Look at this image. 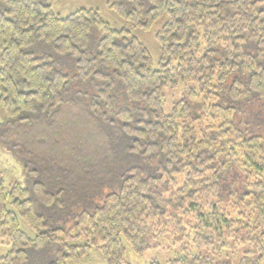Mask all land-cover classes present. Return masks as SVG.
<instances>
[{"label":"trees","instance_id":"trees-1","mask_svg":"<svg viewBox=\"0 0 264 264\" xmlns=\"http://www.w3.org/2000/svg\"><path fill=\"white\" fill-rule=\"evenodd\" d=\"M54 1L0 0V106L21 120L58 109L73 87H89V110L117 126L128 159L103 188L81 194L67 229L55 221L63 188L5 184L0 172V243L9 245L0 264H26L30 249L49 245L58 247L47 264L80 260L93 247L103 264H130L125 242L142 254L166 233L186 240L180 264H211L210 250L245 242L253 247L236 264H264V135L235 122L264 124V0H106L134 28L168 15L156 34L157 68L129 29L112 28L97 9L59 16ZM39 42L69 58L73 74L33 52ZM187 83L165 113L163 89ZM175 175H185L180 188ZM217 201L227 205L221 212Z\"/></svg>","mask_w":264,"mask_h":264},{"label":"rangeland","instance_id":"rangeland-1","mask_svg":"<svg viewBox=\"0 0 264 264\" xmlns=\"http://www.w3.org/2000/svg\"><path fill=\"white\" fill-rule=\"evenodd\" d=\"M80 8L97 9L100 16L114 29H129L149 50L152 67H158L160 47L156 34L168 20L166 13L160 16L148 30H144L132 27L128 21L107 6L106 0H55L52 3L53 12L62 17ZM96 33L97 31L93 32L91 37L89 44L91 47L94 46ZM32 49L35 53H49L57 67L68 74H73L74 66L71 60L55 54L49 45L39 42ZM73 83L76 85V82ZM189 86L193 84H179L176 87L163 89L165 113L171 111L183 91ZM64 98L65 102L53 112L25 115L24 119L15 121H10L4 108L0 106V172L5 184L18 182L21 186L31 188L33 183L42 182L50 191L56 192L63 188L64 194L61 200L64 202L59 207L61 211L55 221L58 226L67 229L72 223L71 210L79 204L81 194L103 188L102 181L110 180L116 173L118 174L128 155L124 151L117 126L109 122V119L101 118L98 112L96 114L89 110L87 105L92 98L89 87L80 89L73 87L67 91ZM244 111L251 113L250 108H244ZM239 119L240 117L236 116V126L248 135H264V124L260 121L255 120L256 125H254L249 123V120L247 124L240 123ZM184 179L185 175H175L174 188H180ZM226 206L225 202L217 201L219 212ZM20 226L30 238L35 236V232L25 221L20 220ZM189 230L188 228L187 231ZM60 236L66 243L78 242L67 234L61 233ZM79 241L82 242L84 239L81 238ZM158 242L160 246L142 254H136L125 242L126 260L130 264H149L153 260L160 264H180L175 260L183 255L180 246L186 243V240L180 235L166 233L159 236ZM225 242L230 244L231 241L226 239ZM57 247L58 245H49L41 251L30 249L26 264H47L53 259ZM252 247L251 243L245 242L236 245L234 250L231 247L223 248L219 253L210 250L207 260L211 264H216L220 260L236 264L243 252ZM8 250V244L0 243V257ZM103 263L99 251L93 247L88 256L70 261L68 264Z\"/></svg>","mask_w":264,"mask_h":264}]
</instances>
